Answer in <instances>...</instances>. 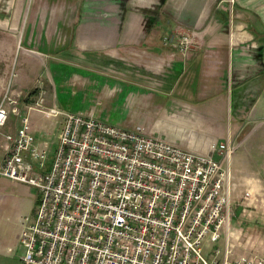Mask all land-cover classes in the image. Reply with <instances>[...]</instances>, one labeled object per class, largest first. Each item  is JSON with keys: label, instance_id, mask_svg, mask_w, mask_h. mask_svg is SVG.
<instances>
[{"label": "built area", "instance_id": "2783aa9c", "mask_svg": "<svg viewBox=\"0 0 264 264\" xmlns=\"http://www.w3.org/2000/svg\"><path fill=\"white\" fill-rule=\"evenodd\" d=\"M188 44L182 38L181 50ZM41 103L22 117L14 101H0V178L39 195L35 214L20 221L23 264H264L232 256L223 239L232 217L229 146L201 155L141 128L37 109ZM30 111L63 117L50 165L46 145L31 132ZM10 113L20 127L4 134Z\"/></svg>", "mask_w": 264, "mask_h": 264}, {"label": "rangeland", "instance_id": "374dc122", "mask_svg": "<svg viewBox=\"0 0 264 264\" xmlns=\"http://www.w3.org/2000/svg\"><path fill=\"white\" fill-rule=\"evenodd\" d=\"M88 1L0 0V101L5 96L14 101L13 106L22 117L26 116L23 113L28 106L34 104L36 108L35 104L42 101V107L37 109L43 111L79 113L127 129L156 128L175 136L180 144L191 143L196 147L211 144L205 155H212L214 145L229 146L226 160L232 186V217L227 243L234 257L249 255L264 261V118H249L246 124L236 125L231 110L228 112L222 105L214 110L217 115L205 120L195 114L205 113L206 109L149 106L145 100L156 103L163 99L157 97L158 77L144 73L140 61L132 63L110 59L103 53L81 51L69 41L80 18V6L83 9ZM175 36L181 40L188 35ZM197 47L188 44L181 52ZM38 49H47L48 55H40ZM118 57L125 58L126 54L122 51ZM24 59L31 71L17 79L16 70L23 71L20 65ZM35 88L38 92L31 96ZM9 117L11 128L16 116L10 113ZM36 117L44 129L40 139L46 145L50 165L63 117L29 112L28 119ZM226 131L234 133L229 141L225 138ZM213 157L221 160L217 154ZM1 180L0 218L11 227L19 216L32 217L39 203L37 191L23 183ZM223 239L219 242L221 246ZM22 254L18 247L7 263L23 264Z\"/></svg>", "mask_w": 264, "mask_h": 264}, {"label": "crops", "instance_id": "0c3cea01", "mask_svg": "<svg viewBox=\"0 0 264 264\" xmlns=\"http://www.w3.org/2000/svg\"><path fill=\"white\" fill-rule=\"evenodd\" d=\"M228 1L89 0L83 9L80 6V18L69 41L81 51L132 63L140 61L144 73L158 77L157 97L163 99L156 103L145 100L149 106L206 109L205 113L195 114L205 120L217 115L214 110L222 105L231 110L234 124H246L249 118H264V0H234L232 5ZM176 34L188 35L182 38L188 37L189 46L198 47L181 52L182 39ZM122 51L125 58L118 57ZM36 52L48 55L47 49ZM23 61V71L16 70L17 79L31 71L27 60ZM161 114L167 117L163 111ZM9 120L2 132L15 134L20 121L16 117L10 128ZM28 120L36 142L45 147L40 139L44 129L37 123L39 118ZM141 127L136 128L201 155L207 154L211 146L180 144L173 135ZM233 136V132L226 131L228 141ZM4 145L0 137V156ZM225 165L229 168L228 160ZM22 218L19 216L11 227L0 218V264H8L19 247ZM224 233L227 238L228 231Z\"/></svg>", "mask_w": 264, "mask_h": 264}, {"label": "trees", "instance_id": "16d2710c", "mask_svg": "<svg viewBox=\"0 0 264 264\" xmlns=\"http://www.w3.org/2000/svg\"><path fill=\"white\" fill-rule=\"evenodd\" d=\"M36 92H37V91H34V92H32V93H31V96H32V95H35V94H36Z\"/></svg>", "mask_w": 264, "mask_h": 264}]
</instances>
